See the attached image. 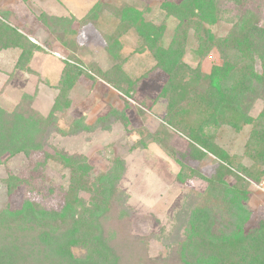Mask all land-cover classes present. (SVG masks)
<instances>
[{
    "label": "rangeland",
    "instance_id": "1",
    "mask_svg": "<svg viewBox=\"0 0 264 264\" xmlns=\"http://www.w3.org/2000/svg\"><path fill=\"white\" fill-rule=\"evenodd\" d=\"M165 1L181 0H0V16H5L4 22L25 40V28L35 25H40L36 32L49 39L46 44L37 40L44 48L39 49L49 57L42 71L57 65L61 74L70 65L80 73L64 91L56 88L60 75L50 72L48 83L40 84L34 82L36 73L32 70L27 74L34 77L26 85L9 74L0 76V106L5 109L10 110L22 93L32 96L27 105L43 117L50 112L56 96L62 105L43 149L31 151L29 156L16 154L0 165V212L17 211L25 200L47 210H59L68 195L65 187L69 180L59 155H81L91 168L87 185L79 192L84 201L89 200L86 189L91 181L118 158L125 163L119 187L132 210L131 233L168 232L174 225V214L189 201L190 192L205 190V179L217 177L219 164H224L221 158H225L259 174L258 183L245 178L251 193L248 228L264 220V163L254 165L248 157L262 149L251 141L252 126L242 124L236 113H214L213 106L201 99L207 88H217L213 72L227 61L238 71L236 76L243 70L240 80H235L238 86L244 84L250 69L258 75L264 73V64L258 59L250 62L217 45L228 36L232 16L243 5L223 4L221 8L232 16L220 14L212 26H188L183 35L182 88L172 92L174 83L157 65L154 52L141 44L136 28L119 14L125 7L140 11L145 22L163 29L159 45L167 47L178 25L160 9ZM87 14L91 18L85 21ZM42 16L71 17V33L57 31L61 23L51 32ZM263 21L264 8L257 19L258 23ZM17 50L11 63H17L21 53ZM12 56H2L3 65L10 63ZM34 68L38 69L37 62ZM41 83L46 87L41 88ZM262 109L263 102L257 100L249 115L257 118ZM118 116H124L125 121L110 126L108 119ZM82 125L90 126V130L78 132ZM201 142L207 145L206 150ZM222 173L224 182L235 183L232 176ZM13 179L20 183L8 194L9 180L16 183ZM165 251L158 241L150 242L151 259Z\"/></svg>",
    "mask_w": 264,
    "mask_h": 264
},
{
    "label": "trees",
    "instance_id": "2",
    "mask_svg": "<svg viewBox=\"0 0 264 264\" xmlns=\"http://www.w3.org/2000/svg\"><path fill=\"white\" fill-rule=\"evenodd\" d=\"M225 3L243 5L242 10L232 16L230 11L221 8ZM125 8L119 14L131 28H136L141 44L154 52L157 65L174 83L172 92L182 88L180 76L185 69L181 63L185 30L192 24L196 29L212 26L220 14H229L234 21L231 19L233 26L228 36L217 41L218 47L250 62L258 59L264 64V21L257 22L264 0L261 3L258 0L162 2L160 9L167 17H173L178 25L167 47L159 45L163 29L159 30L151 21L145 22L144 15L137 9ZM42 17L51 32L54 25L61 23L56 30L71 33V17ZM90 18L87 14L85 21ZM4 20L5 16H2L0 51L19 48L21 53L15 69L32 73L28 65L33 53L41 51L40 47L27 37L25 40ZM229 63L227 61L225 66L215 69L213 77L217 79V88H207L201 99L213 106L214 113L219 110L221 113H236L242 124L252 126L251 141L262 149L255 151V155L248 154V157L254 165L262 164L264 73L258 75L250 69L244 84L238 86L235 83L240 80L243 70L236 76L238 71L235 72L234 65ZM79 74L75 67L67 65L61 71L56 88L59 91L69 89ZM56 97L46 117L30 109L27 101L30 103L32 96L26 93L21 94L10 110L0 106V165L16 154L29 156L31 151L43 149L44 141L52 131L55 114L62 106ZM257 100L263 102V109L254 118L249 113ZM169 107L172 109V105ZM108 120L111 126L118 121L124 122L125 117ZM78 128V132L90 130L87 125ZM201 144L205 150L208 148L203 142ZM58 157L62 167L69 172L66 199L55 211L25 200L17 211L4 209L0 212V264H264V220H259L257 227L248 228L252 214L247 202L251 193L245 179L252 178L258 183L259 174L251 173L239 162L233 164L221 158L224 164H219L217 177L205 179L208 183L205 190L190 192L189 201L174 214V225L168 232L160 229L158 233L134 235L130 230L132 210L129 200L119 187L125 173L124 161L114 159L106 172L99 173L86 189L89 200L84 201L79 192L87 185L91 168L81 155ZM222 172L232 176L235 183L224 182ZM17 183L20 182L9 180L8 194L13 192ZM151 241H158L166 250L153 259L149 257Z\"/></svg>",
    "mask_w": 264,
    "mask_h": 264
},
{
    "label": "crops",
    "instance_id": "3",
    "mask_svg": "<svg viewBox=\"0 0 264 264\" xmlns=\"http://www.w3.org/2000/svg\"><path fill=\"white\" fill-rule=\"evenodd\" d=\"M39 27H40V25L39 26L35 25V26H31V27L27 26V28H25V31H26L25 35L32 43L39 46L41 49H44L41 44L42 43H44V44L50 43V41H49V39H46L44 37L42 38L40 33L36 32ZM37 40H40L41 44L39 41H38L39 42L38 43ZM12 52H15V53H12ZM53 53H54L53 55H55L57 52H53ZM12 54H13V56H12V60H10V63H6L3 65L2 56L4 58L7 56L11 57ZM17 54H18L17 48H8V49H4V50L0 51V76L5 75V74H7V75L9 74V75L15 77V80L19 79L23 84L26 85L28 80L34 76L28 75L26 72L15 69L14 65H15L16 61L14 63H11V62H13V59L17 57ZM47 58H49L48 55L45 54L43 52V50H41V51H35L31 57V59H30L28 66L33 72L36 73L34 82H37V84H40V82L48 83V79H47L48 72H50L53 76L56 75V77L57 76L59 77V75H60V70H58L57 65L49 67V69H45L47 72L42 71L41 67L45 66V62H46ZM36 62L38 63V69L34 68V64ZM41 84H42L41 88L46 87L45 85H43V83H41ZM50 85H52V84H50ZM49 89L53 90L52 88H49Z\"/></svg>",
    "mask_w": 264,
    "mask_h": 264
}]
</instances>
